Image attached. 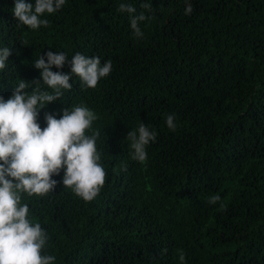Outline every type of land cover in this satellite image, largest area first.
<instances>
[{"label": "trees", "instance_id": "obj_1", "mask_svg": "<svg viewBox=\"0 0 264 264\" xmlns=\"http://www.w3.org/2000/svg\"><path fill=\"white\" fill-rule=\"evenodd\" d=\"M121 3L148 17L142 38ZM187 3L190 15L186 0H66L42 17L48 27L30 30L15 19V0H0V48L12 52L0 70L5 99L20 80L26 91L43 82L33 61L47 51L113 66L95 89L73 76L38 118L43 128L45 113L93 110L107 173L91 202L64 188L63 171L54 191L24 196L54 264H182L181 251L183 264H264V0ZM52 70L70 73V64ZM141 123L157 133L144 163L125 139ZM214 195L221 199L211 204Z\"/></svg>", "mask_w": 264, "mask_h": 264}, {"label": "clouds", "instance_id": "obj_2", "mask_svg": "<svg viewBox=\"0 0 264 264\" xmlns=\"http://www.w3.org/2000/svg\"><path fill=\"white\" fill-rule=\"evenodd\" d=\"M65 3L66 0H35L33 5L15 0L12 11L19 25L38 30L49 26V21L42 17L56 13ZM186 4L185 15H190L193 9L187 0ZM141 7L150 10L152 4L142 3ZM118 11L129 14L135 37L142 38L139 23L148 17L143 12L135 14L136 8L125 3L119 5ZM11 54L10 48H0V70L7 67ZM66 62L70 64V73L52 70L54 66L63 69ZM33 66L40 70L42 83L36 79L31 82L34 87L26 91L28 83L20 80L9 98L0 96V264H54L55 257L44 254L50 237L40 223L30 219L29 204L22 203L24 196L43 197L54 191L58 181L53 176L61 171L64 188H70L85 202L97 198L106 182L107 173L97 150L100 133L92 129L98 119L93 110L75 105L62 109L59 118L45 113L43 128L38 118L42 109L60 100L65 90L72 89L73 76L83 87L95 89L102 78L110 75L111 60L101 64L98 56L87 57L77 52L69 61L64 52L47 51L46 56L34 59ZM165 119L167 127L175 131L174 114ZM156 138L157 133L143 123L131 130L125 138L130 141L131 159L144 163L146 146ZM220 199L214 195L208 202L215 204ZM179 260L182 264L185 261L182 251Z\"/></svg>", "mask_w": 264, "mask_h": 264}]
</instances>
